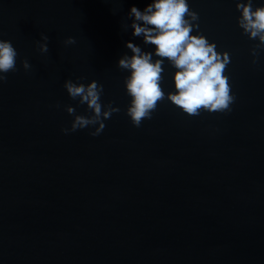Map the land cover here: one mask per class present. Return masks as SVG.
<instances>
[{
  "label": "water",
  "instance_id": "95a60500",
  "mask_svg": "<svg viewBox=\"0 0 264 264\" xmlns=\"http://www.w3.org/2000/svg\"><path fill=\"white\" fill-rule=\"evenodd\" d=\"M151 2L0 0V39L18 52L0 85V264H264V50L253 64L237 0H188L199 32L230 55L232 110L190 117L165 99L136 128L117 64L126 42L154 52L124 28ZM163 67L174 92L176 69ZM67 79L96 80L102 104L120 109L99 136L61 131L74 119L65 106L90 115Z\"/></svg>",
  "mask_w": 264,
  "mask_h": 264
},
{
  "label": "clouds",
  "instance_id": "9594fccd",
  "mask_svg": "<svg viewBox=\"0 0 264 264\" xmlns=\"http://www.w3.org/2000/svg\"><path fill=\"white\" fill-rule=\"evenodd\" d=\"M236 9L240 12L237 24L242 34L258 41L250 49L252 63L257 64L260 50H264V5L254 6V0H237ZM127 17L131 24L124 28L130 27L133 36L142 37L144 44L154 46V52H148L135 43L126 42L131 55H122L117 64L119 69L130 73L124 79L126 94L131 98L126 115L134 127L139 128L144 120L152 119L165 99L190 117L205 111L231 112L236 97L227 75L230 55L227 51H217L215 42H209L199 32V14L191 9L188 0H152L143 10L132 6ZM194 30L195 35L192 34ZM40 35L36 42L38 50L47 54L50 38L43 33ZM75 43L74 37L63 41L65 46ZM17 57L13 44L0 39V85L7 82L9 73L18 71ZM165 60L176 69L173 75L175 91L167 94L162 87ZM21 65L26 73L32 69L27 59L22 60ZM83 79L77 78L78 81ZM63 87L72 100L86 104V111L90 112V115L77 114L74 107L65 106L74 119L70 128L61 129L64 134L94 127L89 135L99 136L106 127L104 121L120 111L112 102L102 104L104 88L96 80L85 85L67 79ZM60 106L59 103L55 105Z\"/></svg>",
  "mask_w": 264,
  "mask_h": 264
}]
</instances>
